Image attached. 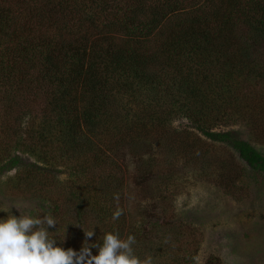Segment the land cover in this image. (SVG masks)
<instances>
[{"label":"trees","instance_id":"trees-1","mask_svg":"<svg viewBox=\"0 0 264 264\" xmlns=\"http://www.w3.org/2000/svg\"><path fill=\"white\" fill-rule=\"evenodd\" d=\"M263 100L264 0H0V210L51 214L65 247L96 227L155 264H194L170 164L206 154L172 121L208 134Z\"/></svg>","mask_w":264,"mask_h":264},{"label":"rangeland","instance_id":"rangeland-1","mask_svg":"<svg viewBox=\"0 0 264 264\" xmlns=\"http://www.w3.org/2000/svg\"><path fill=\"white\" fill-rule=\"evenodd\" d=\"M172 124L189 129L188 139H201L196 145L206 154L205 160L180 156L170 164L179 183L174 200L177 214L194 225L200 236L194 264H264V172L254 169L236 147L248 142L264 159V100L249 116L233 117L208 134L195 130L185 119L175 118ZM124 164L131 188L134 164L130 158ZM58 173L65 176L62 170ZM129 195L135 203L145 201L133 189ZM16 206L21 213L27 212L26 202Z\"/></svg>","mask_w":264,"mask_h":264},{"label":"clouds","instance_id":"clouds-1","mask_svg":"<svg viewBox=\"0 0 264 264\" xmlns=\"http://www.w3.org/2000/svg\"><path fill=\"white\" fill-rule=\"evenodd\" d=\"M13 208L19 215L13 214ZM0 212L7 213L0 217V264H155L151 254H137L132 234L124 238L117 231H108L96 237L93 227L83 231L84 239L77 249L64 246L66 235L59 237L57 219L51 214L21 213L16 205ZM121 215L122 210L117 209L112 218Z\"/></svg>","mask_w":264,"mask_h":264}]
</instances>
